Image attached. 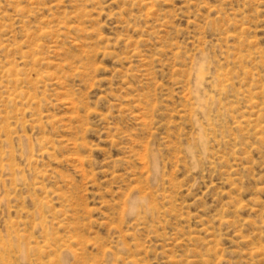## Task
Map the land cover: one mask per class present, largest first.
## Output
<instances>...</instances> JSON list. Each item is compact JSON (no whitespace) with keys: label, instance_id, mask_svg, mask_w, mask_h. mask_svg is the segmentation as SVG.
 Masks as SVG:
<instances>
[{"label":"rangeland","instance_id":"rangeland-1","mask_svg":"<svg viewBox=\"0 0 264 264\" xmlns=\"http://www.w3.org/2000/svg\"><path fill=\"white\" fill-rule=\"evenodd\" d=\"M0 264H264V0H0Z\"/></svg>","mask_w":264,"mask_h":264}]
</instances>
